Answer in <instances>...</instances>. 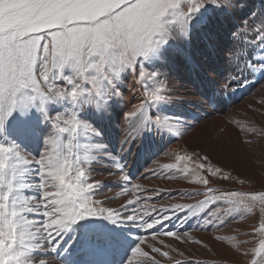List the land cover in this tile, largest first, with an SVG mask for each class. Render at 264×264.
I'll return each instance as SVG.
<instances>
[{"label":"snow or ice","instance_id":"1","mask_svg":"<svg viewBox=\"0 0 264 264\" xmlns=\"http://www.w3.org/2000/svg\"><path fill=\"white\" fill-rule=\"evenodd\" d=\"M207 3L227 6L228 0H196L195 3L187 4L184 0H177L176 4L169 7L163 20L157 13L150 15V10L156 6L143 3L142 0H0V18L4 21V31L0 32V128L18 107H27L34 101H39L43 111V105L49 100L75 103L82 96H88L91 100L103 98L106 89L126 70L141 83L147 79L155 81V75L144 69L143 61L150 56H157L172 38L168 25L181 20L187 24L192 15ZM251 30L256 39L264 41V22ZM242 51L230 50V60H235ZM66 65L75 69V77L66 80L67 87H58L55 82L63 78L62 70ZM254 70H264V65ZM231 79L235 77L226 80L225 85ZM82 80L85 84L91 83L93 91L85 92ZM164 90L165 83L160 81L152 92V102H163L166 99ZM249 108L264 112V96L257 97ZM142 109L143 106H136L128 112L125 124H131L132 117ZM51 122L56 135L45 141V151L39 159L22 155L14 144H0V233L8 237L4 239V264H60L59 260L46 254L56 251L58 237L88 217L103 216L113 223L135 225L142 231L143 235L138 238L127 264H160L153 253L169 256L168 251H162L161 247L152 242L160 236L175 238L177 241L185 237L193 239L189 231H173L166 227L174 218L179 219L180 213L191 210L190 214L195 215L192 205L163 203L164 196L160 195L159 207L153 202L150 205L151 212H141L136 207L127 212L105 206V202L95 194L102 181L92 179L90 167L102 146L88 142L84 146L83 158L76 156L72 159L75 155L73 142L78 139V135L92 133L94 130L82 122L75 111L67 116L56 115ZM154 122L166 124L181 139L187 134V130L180 133L174 125L164 120ZM143 130L133 129L129 132L125 128V141L129 137L135 139L142 135ZM60 134H68L70 137L67 146L69 155L57 150L60 147ZM49 146H53L55 154L48 151ZM196 147H199V151ZM196 147L176 157L177 161H192L197 169L208 173L207 176L201 175L187 166L179 168L184 180L204 186L201 194L206 199L198 202L196 207L203 208L205 204L221 201L232 202L231 197L244 195L234 191L209 195L214 191L209 187L210 177L228 179L231 173L225 171L227 164L214 163L209 151L199 145ZM163 168L172 170L177 165L165 164ZM115 171L119 180L131 184L122 167ZM25 174L29 178L35 175L38 182L34 186L23 183ZM165 178L171 179L172 174L169 173ZM32 187L40 193L38 198L25 197L23 194L22 189L32 190ZM140 187L139 184L134 186ZM153 192L160 194L163 190L154 189ZM250 195L252 202L259 200L264 204V192ZM168 199H171L170 194ZM138 203L140 201L135 198L129 199L122 208L127 209L128 205L135 206ZM233 203L237 209L240 205L251 209L242 199ZM209 209L211 211L203 217L199 226L201 230L207 229L209 225L218 228L225 223L221 219L219 205ZM261 212L264 213V207ZM188 218L181 221V227ZM257 231L264 234V222L260 223ZM149 237L151 241L146 245L148 250H145V241ZM160 243L163 244V241ZM234 247L237 252L248 256L247 250ZM252 252L249 264H264V235Z\"/></svg>","mask_w":264,"mask_h":264},{"label":"bare ground","instance_id":"2","mask_svg":"<svg viewBox=\"0 0 264 264\" xmlns=\"http://www.w3.org/2000/svg\"><path fill=\"white\" fill-rule=\"evenodd\" d=\"M251 2L258 4L264 14V0H250ZM210 14L195 22L194 28L188 29L189 37L184 35V32L179 34L181 30L173 31L170 38L172 46H165L157 55L156 67L162 69L165 83L163 95L166 99L163 102L152 103L145 97L143 86L137 84L133 93L125 88V98L113 94L109 100L107 97H97L93 104H89L84 96L75 103L68 100L47 101L43 105L48 124L46 127L40 113L35 109L26 108L20 109L10 124L5 121L0 128V144H14L22 155L39 159L45 151V141L56 135L52 118L56 113L67 116L75 111L78 118L90 125L94 131L78 135V139L73 142L75 155L72 159L76 156L83 158L84 146L88 142L102 146L96 161L90 167L92 179L102 181L95 194L105 202V206L127 212H131L133 207L141 212H151L150 205L153 202L159 207L160 195L164 196L163 203L194 206L192 211L195 215H191L189 210L180 213L179 219L174 218L166 224V227L173 231H189L192 240L185 237L177 241L175 238L160 236L156 241H152L157 247H161L162 251L169 252L168 257L152 254L160 260V264H220L222 261L219 259L231 263L232 260L239 262L241 257L235 253L236 250L230 249L231 242H228L231 228H234V225L229 226V219L232 218L228 219L223 215L221 219L225 220V223L218 228L209 225L205 230L199 229L203 217L211 211L209 208L217 207L218 203L205 204L203 208L196 207L198 202L205 199H195L200 190L182 178L183 173L179 172V168L187 165L177 161V156H182L186 150L191 151L199 145L210 152L214 163L227 164L226 169L232 170L238 176L244 174L242 177L253 181L251 188H238L264 190V112L252 111L249 108L257 97L264 96V70L255 71L257 65L251 66L250 69L248 64L240 66L241 69L234 68L229 57L231 45L233 46L231 31L234 28L243 31L242 23L236 20L228 25L225 21L223 26L222 20L216 18L219 16L217 12ZM3 31L4 21L0 18V32ZM260 48L264 50V43L258 50ZM262 60L264 63V59ZM196 70L197 75L194 73ZM234 70L241 75L238 74L240 79L236 82L231 79V82L225 85ZM65 85L61 82L57 86ZM135 106H143V109L132 117L131 124L126 125L125 113ZM158 119L174 125L180 133L187 130V134L181 139L180 135L170 131L166 124L154 122ZM125 128L129 132L133 129L144 130L142 135L135 139L129 137L125 141ZM69 138L68 134H60V147L57 150L62 151L64 155H69ZM249 140L252 143H248ZM196 150L199 151V147H196ZM48 151H53L52 146H49ZM165 164H176L177 168L164 169ZM118 167L123 168L131 184L128 185L115 176ZM169 173L172 178H165ZM37 182L35 175L29 178L25 174L23 183L34 186ZM211 183L213 186L222 184L223 188L229 186L223 181L215 180ZM137 184L141 187L134 188ZM154 189H162L163 192L156 194ZM22 191L25 197L40 196L34 187L32 190L25 188ZM133 198L140 203L135 206L128 205L127 209H123L122 205ZM185 217L189 218L181 227V221ZM142 235V231L135 225L113 223L103 216L88 217L84 221H78L66 234L57 238L59 244L56 250L77 248L83 241L91 240L103 244L114 253L124 252L125 256L119 258L127 264L132 249L137 246L138 238ZM0 237H4L0 239V264H4V239L8 237L5 233H0ZM150 241L151 237L146 239L145 250H148L146 245ZM127 243L131 244V249L127 248ZM54 253L49 252L46 255L56 260Z\"/></svg>","mask_w":264,"mask_h":264},{"label":"rangeland","instance_id":"3","mask_svg":"<svg viewBox=\"0 0 264 264\" xmlns=\"http://www.w3.org/2000/svg\"><path fill=\"white\" fill-rule=\"evenodd\" d=\"M142 2L146 3V4L150 3V4L155 5L156 7L151 9L149 14L151 15L152 13H157L160 16V19L163 20L164 16H166L168 14L169 7L172 6L173 4H176L177 0H142ZM184 2H185V4L195 3L196 0H184ZM250 6H251V8H250ZM216 12L219 15L216 18L217 19L219 18L220 21L222 20L221 24L223 26H225L223 24L225 21H226L225 24L231 25V24H233L234 21L237 20L240 23H242V27L244 29L243 31H239L238 28H234L231 31L232 32L231 33L232 38H233L232 44L234 46L233 47L231 45V50H236L237 48L243 50L242 54H240V56L238 55V57L236 58L237 60L236 59L230 60V63L234 66V68L236 67L235 69H241L240 66H242L243 64L244 65L248 64L249 68L251 66H255V65H257V67H259L260 65L261 66L264 65V63H262V61H263L262 59H264V50H261L262 48H260L258 50V48L260 46H262L264 41H259L258 38L256 39V35L254 34V31L251 30L254 26L258 27V26H260V24L262 22H264V14L261 12L259 5L252 3V2L250 3V0H228L227 6H224V5L217 6V5L211 4V3L204 4L203 7H201L198 12H196L192 15L191 19L187 22V24H184L183 20H181L177 23H173L171 25H168V30L170 32V35L173 36V31L178 29V30H181V31H179V34L184 32V35L189 37L188 29L194 28L193 24L195 22L201 20L202 18H204L206 15H208L210 13H211L210 15H213ZM230 20H232V21H230ZM211 29L213 30L212 26H211ZM237 34H239V35H237ZM238 43H239V45H238ZM165 46L167 48H168V46H172L170 39L168 40V42ZM165 46H164V48H165ZM243 54H245V56ZM178 56L179 55H177V57ZM157 60H158L157 56H150L147 60L143 61L144 69L148 73L155 75V77H156L155 81H152L151 79H147V80H145L144 83H141L139 80H137L138 78L136 76H134L130 71L126 70V71L121 72L119 74V76H117L116 80L111 84L110 88L106 89V95L104 96V98L107 97L106 99L109 100L113 94H117L120 98H125L127 95L125 92V88L130 89V92L133 93L136 91L137 84H138L140 86L141 85L143 86L145 97H147L152 102V98H151L152 92L155 90L156 87L159 86L160 81H163V79H164L162 69L158 66L156 67ZM254 63H257V64H254ZM233 72H235V74ZM194 73L197 75V70ZM75 74H76L75 69H73L71 67V65H66L65 68L62 70V77L63 78L58 79L55 82L56 85H58V83H61V82H64L66 84V80L75 77ZM230 74L232 76L234 75V77H235V79H233V82H236V80L241 76L235 70L232 71ZM86 75H88V74L86 73ZM81 84H82V86L85 87V92L93 91L91 83L85 84L84 81L82 80ZM65 87H67V85H65ZM123 95H124V97H123ZM84 97H86V100L89 104H90V102H92V104H93L95 101V100H91L88 96H84ZM49 102H56V100H49ZM152 103H154V102H152ZM135 107L126 111L125 115L128 112L133 111ZM26 108H28L30 110L35 109L36 112L40 113L42 115V122L44 121L43 123H45V127L48 126V124H46V115H45V113H43L44 108H43V111H41V106L39 104V101H34V102H32V104H30L27 107H18L17 110H15L11 114V116H8L6 118V124L11 123L14 115L20 109H26ZM58 114L59 113H56L55 116ZM7 120H8V122H7ZM52 148H53V146H52ZM186 152H190V151L186 150L185 153ZM181 162L185 163L190 170L195 169V171L201 175H206V176L208 175V173L203 172L200 169H197L195 167V163L192 161L184 160ZM141 168L143 169V167H141ZM225 171L231 173V175L229 176L228 179H222L219 177H210V179H211V182L215 181V180L221 181V182L223 181L224 183H226L229 186H227V188H223L224 185L222 186V184L218 185V186H213L212 183H210L209 187L213 188L214 191L212 193H209V195H220L222 193L233 192V191L237 192V193L244 194L242 196L231 197L232 202L221 201V202H217V203L220 206V212L222 213L221 216L224 215L228 219L232 218V219H229L231 221V222L229 221V226L234 225V228H231L232 229L231 235H230V239L228 241V242H231L230 243L231 245L229 244L230 249L235 251V247H234V245H235V246L241 247L243 250H247L249 252V254H248V256H244L242 254V252L235 251V253L237 255H239V257L240 256L243 257V258L240 257L239 262L232 260L231 263H226V261L219 259L220 261H222L220 264H249V261L253 255L252 250L254 248L258 247L259 240L262 237V235H264V234H261L257 231V229L260 226V223L264 222V213L261 212V208L264 207V204H261V202L259 200L252 202L250 194H253V193L259 194L260 192H264V190L263 191L257 190V189L241 190L238 187L247 188L250 186V188H251L253 181L248 180L245 176L242 177V175H244V174H239L241 176H238L235 173H233L232 170L225 169ZM241 181H243V183H241ZM192 184L195 185L196 187H198V189L200 190V194L195 199H206V197L201 194L204 191V186L199 185V184H194V183H192ZM241 199L244 200L245 203H247L251 206L250 210L248 208L244 207L243 205H240L237 209V206L233 202L236 200H241ZM227 213H228V215H227Z\"/></svg>","mask_w":264,"mask_h":264}]
</instances>
